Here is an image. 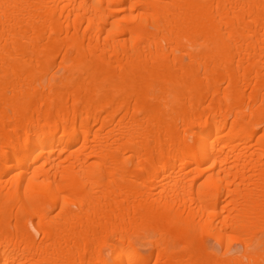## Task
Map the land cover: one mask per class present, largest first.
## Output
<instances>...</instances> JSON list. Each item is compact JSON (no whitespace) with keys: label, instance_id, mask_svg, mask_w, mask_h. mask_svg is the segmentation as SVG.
I'll list each match as a JSON object with an SVG mask.
<instances>
[{"label":"bare ground","instance_id":"6f19581e","mask_svg":"<svg viewBox=\"0 0 264 264\" xmlns=\"http://www.w3.org/2000/svg\"><path fill=\"white\" fill-rule=\"evenodd\" d=\"M0 264H264V0H0Z\"/></svg>","mask_w":264,"mask_h":264},{"label":"rangeland","instance_id":"374dc122","mask_svg":"<svg viewBox=\"0 0 264 264\" xmlns=\"http://www.w3.org/2000/svg\"><path fill=\"white\" fill-rule=\"evenodd\" d=\"M143 249L145 250L146 249V246H145V248L143 247Z\"/></svg>","mask_w":264,"mask_h":264}]
</instances>
